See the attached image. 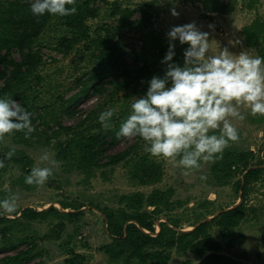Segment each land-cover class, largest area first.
Listing matches in <instances>:
<instances>
[{
    "label": "rangeland",
    "instance_id": "374dc122",
    "mask_svg": "<svg viewBox=\"0 0 264 264\" xmlns=\"http://www.w3.org/2000/svg\"><path fill=\"white\" fill-rule=\"evenodd\" d=\"M82 1L84 0H76L79 3ZM143 2L153 4L154 13L149 29L141 32L136 23L119 26V14L112 15L114 4L135 10L131 20L137 21L139 6ZM90 5L98 8V16L86 20L91 36L99 33L103 27L111 28L125 50L128 61L133 59L132 49L137 51L144 45L149 50H154L162 43L169 45L167 33L171 27L190 22H195L201 31L211 33L209 39L212 48L208 55L219 54L224 46H228L229 51L235 54L246 51L249 55L260 56V48L263 46L262 38L257 44L249 46L242 29L256 21L252 29H259L264 35V0H235L227 10L220 9L216 0H90ZM173 7L180 13L179 17L171 15ZM216 9L219 10L214 11ZM209 25L213 27L209 28ZM64 33L60 23L52 20L34 45V49H38L42 57L38 68L41 81L36 83L28 80L32 88L26 89V110L30 112V107L32 108L30 113L35 119L32 125L36 133L25 138L23 132H17L0 141V154L6 155L13 147L16 149L15 155L5 161L6 166L0 168V200L15 197L18 210L23 207L43 210L50 205L62 212L77 210L62 209L58 201H64L80 206L79 213L77 217L50 214L46 219L35 221H27L13 214L11 221L0 223V228L9 227L5 234H0V258L14 255L32 245L36 246L34 256L21 262L0 264H65V258L72 254L84 256L81 264H123L108 261L99 251L100 246L110 241V236L105 230L102 214L92 206L117 208L122 206L118 203L120 196L125 194H149L153 189H171V208L165 210L159 220H177V228L182 230H190L193 224L209 220L220 210L240 202V192L235 187L240 175L234 174L223 181L211 171V163L202 162L200 170L192 171L185 177L172 163L154 158L163 168L160 180L150 185H139L130 177L131 168L125 164L95 168L86 174L77 168V156L68 155L67 159L57 157L54 144L66 137L58 129L60 125H75L92 109H98L99 114L109 107L117 109L111 125H121L131 112V103L147 92H139L140 86L136 85L113 90L107 81H103L102 91H96L90 79L96 65L91 50H87L81 42L67 53L58 51L55 42ZM172 43L175 44L179 63L183 65V53L188 45H182L178 40ZM10 55L20 58L16 50H12ZM5 73L7 74V70L0 63V88L4 84ZM81 85H86L85 93H81ZM25 88L27 85L23 87ZM0 98L14 99L22 106L20 99L12 93L0 95ZM97 120L99 119L96 118L95 121ZM232 122L238 127L240 140L238 143L230 142L227 149L247 153L249 163L254 164L264 152V116L253 117L246 113L245 120ZM214 134L219 135L218 132ZM45 136L49 137V142L45 141ZM135 140L136 138L117 139L116 136L114 139L110 138L105 154L117 152ZM141 150L146 154L144 145ZM45 154L48 159L42 160ZM24 157V162L15 161L23 160ZM54 160L59 166L53 163ZM33 167L51 168L53 176L44 185H28L25 177ZM202 175L206 179L201 180ZM245 203L247 216L233 231L234 235L241 236V243L222 249L220 253L231 258L228 264H264V172L260 179L250 184ZM147 209L150 210L151 207ZM2 212L3 208H0V213ZM1 217L9 218L0 214ZM58 223L60 227H57ZM210 232L218 237V230L214 225ZM187 260L195 262L197 258L190 253L173 251L167 264H185Z\"/></svg>",
    "mask_w": 264,
    "mask_h": 264
},
{
    "label": "trees",
    "instance_id": "16d2710c",
    "mask_svg": "<svg viewBox=\"0 0 264 264\" xmlns=\"http://www.w3.org/2000/svg\"><path fill=\"white\" fill-rule=\"evenodd\" d=\"M233 1L235 0H227V2L216 0L222 10L229 9ZM31 3L32 0H0V63L7 70V74H3L6 78L0 88V95L14 94L26 109L28 98L26 89L32 88L28 80L36 83L41 81L38 68L42 63V57L40 51L34 49V45L52 20L58 21L65 30V33L56 39L55 48L58 51L67 53L81 42L87 50H91V56L96 65L93 73L90 74V79L96 91H102L104 89L102 83L107 81L113 90L136 85L140 86L138 91L144 94L153 75L163 77L167 67L163 62L169 50L167 43L158 45L154 50H149L144 45L140 46L137 51L132 49L133 59L128 61L125 57V50L120 46L111 28L103 27L99 33L91 36L86 20L98 16V8L90 5V0L76 2L77 11L74 15L60 17L45 14L39 20L30 12ZM152 6V2H143L139 6L137 21L131 20L135 10L121 7L118 4H114L112 15L119 14V26L136 23L138 30L144 32L151 24L154 13ZM217 10L219 9L214 11ZM254 23L257 22L254 21L253 25L245 26L242 33L249 46L257 44L262 38L263 46L260 48V56L264 57V35L259 29H252L255 26ZM12 50L19 53V59L10 55ZM172 62L179 63L177 53ZM25 85L27 88L23 89ZM81 88V93H85L86 85H81ZM69 101L71 102V99ZM30 109L31 112L32 108ZM97 111L98 109H92L75 125L58 127L66 137L54 144L53 149L56 150L57 157L67 159L68 155L77 156V168L86 174L95 168L114 167L122 163L131 168L130 177L139 185L158 182L163 168L148 153H142L144 142L139 137L127 147L112 154H105L109 139L115 138L120 125L115 123L109 130H105L99 120L95 121L102 112L97 114ZM38 117L41 116L38 115ZM34 120L31 117V123ZM113 122L112 119L110 123ZM35 133L36 130L30 137ZM45 141L49 142V137L45 136ZM0 160L5 162L8 159L6 155L0 154ZM25 160L24 157L23 160L16 159L15 161L24 162ZM210 167L214 175L223 181L234 174L240 175L239 180L235 182L236 191L240 192L239 197L241 198L238 204L220 210L209 220L193 224L190 230H182L177 228V220H159L162 213L171 208L169 206L171 189L167 191L153 189L149 194L134 192L122 195L118 200L122 206L117 208L92 206L102 214L106 224L105 230L110 236V241L100 246L99 251L106 256L108 261L123 264H167L173 251L190 253L197 258V261L187 260L185 264H228L231 258L221 254L220 251L241 243V236L234 235L233 231L247 216L245 197L250 184L260 179L264 172V152L261 158L254 164H250L247 153L225 149L223 157L211 163ZM58 202L62 209L77 210L62 212L53 205L43 210L23 207L14 215L27 221L46 219L50 214L77 217L80 206L64 201ZM10 219L1 217L0 223L5 220L11 221ZM60 223L57 227H60ZM213 225L218 230V237L210 232ZM8 229L7 226L0 228V234H5ZM35 247L32 245L14 255H6L0 258V263L31 259L34 256ZM83 260L82 254H72L65 258L64 263L81 264Z\"/></svg>",
    "mask_w": 264,
    "mask_h": 264
},
{
    "label": "clouds",
    "instance_id": "9594fccd",
    "mask_svg": "<svg viewBox=\"0 0 264 264\" xmlns=\"http://www.w3.org/2000/svg\"><path fill=\"white\" fill-rule=\"evenodd\" d=\"M75 3L76 0H32L30 12L37 20L45 14L70 16L77 11ZM170 11L179 17L176 8ZM210 35L195 22L171 27L163 77L152 76L146 94L131 103V112L116 133L117 139L139 137L151 158L172 163L185 177L200 170L202 162L221 159L230 142H239L240 133L232 121L245 120L246 113L264 116V57L246 51L235 54L228 46L219 54L208 55L212 48ZM176 40L188 45L183 65L172 62L176 54L172 41ZM116 112L109 107L100 113L98 119L105 130L111 128ZM34 131L30 112L14 99L0 98V141L17 132L29 138ZM217 132L219 135L214 134ZM15 152L13 147L6 159L10 160ZM41 159L47 160V154ZM53 163L59 166L57 161ZM5 166L0 160V168ZM52 176L51 168L33 167L25 183L41 186ZM18 207L15 197L0 200V214L9 218Z\"/></svg>",
    "mask_w": 264,
    "mask_h": 264
}]
</instances>
